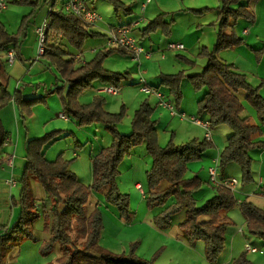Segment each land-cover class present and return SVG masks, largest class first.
Wrapping results in <instances>:
<instances>
[{"label": "trees", "instance_id": "obj_1", "mask_svg": "<svg viewBox=\"0 0 264 264\" xmlns=\"http://www.w3.org/2000/svg\"><path fill=\"white\" fill-rule=\"evenodd\" d=\"M107 1L117 19L121 17V13L130 15L131 10L121 0ZM220 1L216 42L213 49L203 47L199 53V57L206 60L202 71L192 74L185 71L170 75L162 74L159 84V88L168 92L177 107H180L184 100L185 82H189L196 92L204 90L197 101V115L208 117L210 131L222 125L231 129L227 144L218 159L221 184H212L215 195L202 205H198L196 194L202 189L204 182L198 174L187 177L189 164L201 161L214 144L205 139L177 145L171 140L162 147L156 128L157 121L152 119L155 107L148 100L141 103L136 110L129 134H123L118 130V125L125 117L124 106L119 113H110L104 109L106 98L103 96H95L89 104H81L80 96L95 83L113 85L121 89L124 82L129 80L130 74L108 70L104 62L115 53L124 56L133 54L122 48H105L98 51L92 60L77 65L74 57L58 43L50 44V38L65 39L70 46L81 50L88 39L105 36L91 29L84 30L79 18L65 13L62 8H56L57 0H46L51 9H56L50 10L49 16L53 23L46 33L42 57L55 67L62 85L53 88L42 87V94H38L37 89L30 97L24 96L23 87L16 90L13 97L3 87L0 112L13 100L24 124L27 117H32L36 106L46 105L48 97L56 94L67 117L75 120L80 127L95 124L104 126L110 133L112 142L91 157L92 183L87 186L71 170L73 160H66L62 154L54 161L46 158L48 149L72 136V132L53 131L39 138L27 139L22 175L19 179L21 193L19 199L14 201V206L19 209L18 214L11 225L0 226V264H5L4 259L9 249L20 246L25 240L36 241L34 228L40 218L44 219V231L49 235L48 241L42 244L41 253L47 256L56 246L60 249V257L56 263L49 264H154V260L148 261L139 257L138 244H132L128 252L120 254L103 249L100 246L104 230L103 215L99 205L91 202L93 193L105 192L107 202L117 207L120 218L126 222L130 221L129 196L119 190L118 178L121 174L119 167L125 157L142 144L146 146L147 153L152 159L151 167L146 173L149 193L145 194V200L150 208L154 206L163 208L161 213L154 216L152 221L154 226L161 230L169 229L173 217L184 212V220L178 226L181 238L189 244L202 241L205 245L206 259L210 264H217L226 249V234L235 226L229 212L238 208L245 220L247 232L264 242V208L247 199L239 200L236 189L225 184L233 179L228 177V170L233 165L239 168L244 185L254 181L251 152L264 151V142L257 140L262 134L261 125H264V98L260 94L264 81L259 87H252L245 75L235 71L232 65L227 64L219 56L223 51L244 45V40L238 36L235 28L240 20L249 23L255 21L252 5L259 0ZM15 3L38 7L39 2L22 0ZM2 4L4 5L3 1L0 7ZM167 16L162 14L150 21L141 31L142 35L150 36L160 31L169 37L174 20L172 16L167 21ZM31 17L32 14L24 17L15 35L10 34L0 20L1 51L13 46L15 51L19 52L20 36ZM254 54L256 62L260 63L264 55V46L254 50ZM182 59L190 65L195 64L185 57ZM243 101L254 109L261 125L253 122L250 117L243 116L245 113ZM8 138L9 132L3 126L0 117V151L7 144ZM77 144L80 143L77 141ZM4 163L5 160L0 159V168ZM31 180L37 181L43 187L44 199L38 200L33 196ZM87 205H92L89 210L86 209ZM233 264L251 262L242 254L233 261Z\"/></svg>", "mask_w": 264, "mask_h": 264}, {"label": "crops", "instance_id": "obj_2", "mask_svg": "<svg viewBox=\"0 0 264 264\" xmlns=\"http://www.w3.org/2000/svg\"><path fill=\"white\" fill-rule=\"evenodd\" d=\"M2 1L4 2V5L0 7V10L2 11H0V20L6 27L7 31L10 33L8 24L10 23V20L12 18V13L14 14L15 12L12 11V9H8L5 0H0V3ZM37 1L39 2V8L43 9L44 7L48 6L46 4V0ZM98 1L99 0H87L89 6L95 11L99 9ZM121 1L131 10L130 15L121 13V17L117 19L113 13L111 17L106 19V22H104V19L102 18V22L98 23V25L96 24L97 26L95 25L91 28V30L100 33L105 37L96 38V41H88L86 43L87 47L85 50L90 49L94 52L96 51L97 53L98 51L105 49L107 33L110 30L118 26L138 23L134 28L133 34L139 44L143 46L145 51L150 53L151 57L148 59L146 58L145 54H142L137 60L134 55L127 56L133 59V61L137 62L138 64L134 71L132 70L128 72L130 74V78L128 81L124 82V84L130 85L132 87H139L138 89L141 95L144 94L141 91L142 81H144L151 87L159 88L160 76L162 74H175L177 68L179 71L181 69L186 73L187 71H190L191 67H188V64H185L179 59L174 60L172 58V55L174 54L169 52L167 48L169 43H183L186 47V51L183 52L185 55H181L180 57L186 56L185 58H190L191 54H196L197 52L199 53L202 47H207L211 50L213 44H215L216 42L217 25L220 14L219 8L221 6L220 0ZM106 2L108 1L106 0ZM60 7L61 1L57 0L56 8ZM56 8L51 9L50 7L48 12H46V8H44L43 10L41 9V13H39L38 16L33 15L34 10H32L28 14H32V17L28 21L25 31L20 36L19 52H16L13 46L6 50H0V99L3 96V87L6 88L11 97L14 96L16 90L23 87L24 96L30 97L35 93L37 89L38 94H42V87L53 88L56 85H62L61 78L55 67L39 54V39L35 32L36 28H38L41 22H44L43 16L46 15V19L49 16L50 10H55ZM252 9L255 13V21L253 23H249L244 20H240L235 28L238 36L244 40V45L236 47L232 50L221 52L220 58L227 64L232 65L235 71L245 75L248 83L252 87L256 88L261 85L262 81H264V55L261 62L257 63L254 54V50H259L264 46V0H259L257 3L253 4ZM162 14L168 15L166 17L167 21L173 16L174 23L171 29V35L169 37H163L161 32L158 31L150 36H143L141 31L146 27V25L157 16ZM182 17L186 18V20H184ZM192 26L197 27L195 32ZM17 33L18 32L10 34L15 35ZM201 36H203L206 41ZM194 37H197V39H195ZM207 40L209 44H207ZM146 42L149 43L148 46L146 45ZM203 42L205 43L201 46ZM53 43H58V45L61 46L68 54L70 53V56L74 57L77 65H81L86 62L85 60H82L84 51H81L80 54L72 53L68 47L69 43L65 39L50 38V44ZM10 50H14L16 54V61L13 64H10L8 61L7 53ZM167 51L172 55L167 56ZM155 54H159L160 56ZM186 54L190 56H187ZM177 55L175 56L176 58ZM176 61L180 64H177ZM205 63L206 60L204 64ZM189 86L190 85L188 84V82H185L183 84L184 100L180 107L176 106L173 98L168 94L166 90L159 88L165 93L167 101H169L174 106L175 110L179 114H184L183 118H181L180 116H172L168 109L160 107L158 105V99L156 97L149 96L150 98H148V101L151 103V105L155 107V113L152 116V119L154 121H157V131L159 132L162 130L164 134L168 132V136L173 133L175 135V142L176 139L180 136L182 138V141L178 142L177 145H182L193 140L203 141L206 139V128L195 124L193 121L194 118H197V101L199 100V98H201L203 93L201 92L200 95L195 94L194 92H192L190 88L191 86ZM260 94L264 98V86L261 87ZM95 96L103 95H96L95 93ZM143 101L145 100L141 99L137 101L138 105L136 109ZM243 103H245V101H243ZM108 105L109 103L106 101L104 105V109L106 111L109 110L108 108L106 109V106ZM244 107L246 111L245 104ZM185 114H187L186 118ZM0 117L3 126L9 132L7 144L0 151V159L5 160L4 165L0 168V226H9L15 221L19 210L14 206V201L19 199L21 193L19 179L22 172L20 171V168L22 167L25 159V145L27 139L39 138L44 134L53 131H69L68 128L70 126L71 119L64 114L60 98L56 94L48 97L47 104L45 106H36L33 109L32 117H27L24 120V124L22 119L19 117V112L13 100L6 104L5 107L1 110ZM246 117H250L253 122L261 125L257 118V115L254 116L252 114H249ZM197 119L208 122L207 116H202ZM261 131V137H258L257 140L264 142V125H261ZM222 134H225V136L223 137ZM230 134L231 130L230 132H228L226 128H223L221 126L217 127L215 131H211V142L216 147V153H209L208 155H205V153L203 162H201V168L206 169L209 176V170L214 165H216V161H218L220 153L225 147L227 138ZM58 148H52L47 151L46 158L49 161L56 160L55 158L62 154L63 150H61L58 154L54 152V149ZM254 152L260 153L263 156V161L257 162L259 163L258 184L260 189H257L256 187L251 189V185L255 186V179L252 184L241 185V182L238 181V177H241L240 170L234 165L229 168L228 177L237 179L238 181V185L236 187V196L239 200L247 199L255 205L264 208V151L254 150L251 152V154H253ZM92 156L93 155L90 156V160ZM10 157H13V167H10L7 164V160ZM196 168H200V166L197 167L195 164H189L191 176H193L194 174H198L202 179L201 174L203 173V170L200 174L197 172L195 173L194 171L196 170ZM79 179L81 180V178ZM9 180H14L16 182V185H9ZM31 181L30 184L32 183ZM202 181L204 182V186L199 192H201L202 199L206 201V199L208 200L215 195V190L212 187V184L208 182L209 177L205 180L202 179ZM81 182L84 184V181L81 180ZM228 234V244L231 245V249L229 250L227 259L233 260L240 253L239 228L235 226L231 227L228 230ZM246 245H250L251 247L258 250V252L256 253L246 250L247 252L255 255L259 254V256H256L257 260H264V258H261V256L264 257V249H261L264 248V242L255 243L253 241H250V243H247Z\"/></svg>", "mask_w": 264, "mask_h": 264}, {"label": "rangeland", "instance_id": "obj_3", "mask_svg": "<svg viewBox=\"0 0 264 264\" xmlns=\"http://www.w3.org/2000/svg\"><path fill=\"white\" fill-rule=\"evenodd\" d=\"M5 1L7 3L8 9H12V11L15 12L14 14L12 13L11 15L12 18L10 20V23L8 24V29L10 33H16L19 31L22 20L32 10H34L33 12L34 16H38V14L41 13L42 8L36 7L34 5L31 6L27 4L15 3L16 1L20 2L22 0H5ZM32 1H36V0H32ZM98 2L100 4L98 3L99 9H97L96 12L99 13L101 17L104 19V22H106L107 21L106 19L113 15L114 13L113 9L109 5V3L106 2V0H99ZM44 8H46V12H48V10L50 9V7L48 6ZM45 17L46 15L43 16L44 18V19L42 18L43 21L45 20ZM183 19L186 20V18ZM102 20L99 23H101ZM42 25L43 23L41 22V24L38 27ZM192 28H194V32L197 29L196 26H192ZM162 35L163 37H166L164 34ZM201 37L204 39L203 36ZM194 38L197 39V37ZM88 41H96V38L88 39L81 50L75 49L72 46L68 45L72 53L80 54L81 51H84L82 60L83 61L85 60L86 62L92 60L96 55V51L94 52L90 49L85 50L87 47L86 43ZM204 43L205 42H203L201 46L204 45ZM207 44H209L208 40H207ZM146 45L148 46L149 43L146 42ZM185 51H186V47L185 50L182 51L169 50V52H171L174 55L170 54L168 51L166 52V54L167 56L172 55L173 56L172 58L174 60L179 59L185 64H188L185 60L182 59V57H180L181 55H185L183 53ZM199 53L197 52L196 54H191L190 58L187 57V59L189 58V60L194 61L195 63L194 65L188 64V67L191 68L190 71H187V73L192 74L194 72L202 71L204 67L203 65H205L204 64L205 60L202 57H199ZM155 55H159V54H155ZM176 55L177 58L175 57ZM104 63L106 69L119 73L130 72L132 70L134 71V69L138 64L137 62H134L133 59H131L130 57L124 56L121 53H115L109 56L108 58H106ZM177 64L180 63L177 62ZM171 71H176V70H171ZM178 71L179 70L177 68L175 74L183 70L180 69V71L179 72ZM101 86H104V84L101 83L93 84V87L91 89H88L85 93H83L80 96L79 98L80 103L89 104L90 102H92V100L95 97V93L96 95H98L97 89H99ZM138 88L139 87H132L130 85L123 84L119 95L117 96H111L107 94L103 95V97L106 98V101L109 103V105L106 106V109L107 108L109 109L108 111L112 113H119L121 111L122 106L125 107L126 110L125 117L118 126V130L123 134H129L132 130L131 122L136 110L139 108L138 107L136 109L138 105L137 101L141 99L146 101L148 100V98H150L146 94L141 95ZM190 88L192 92H194L195 94L200 95L201 92H204V90L200 92H196L192 86ZM244 104L246 106V111L243 114V116L246 117L249 114L256 116L254 109L250 107L246 102ZM196 115H197V111H196ZM186 117L187 114H185V118ZM176 118H180V117H176ZM197 118H199L198 115ZM221 127L226 128L228 132H230L231 130L226 125H222ZM68 130L72 132L73 135L64 140L57 142L55 146L53 145L50 149L59 147L58 149H54V152H56L57 154L61 150H63L62 155L64 156V158L66 160H73L70 168L78 175L79 178H81L82 181H84L85 185L89 186L92 183V168H91L90 156L96 155L103 147L109 146L112 142V137L110 133L102 125L95 124L87 127H80L73 119H71V123ZM157 133H158L159 143L162 147L166 146L171 140H173L175 144L182 141V138L179 136L175 142V135L173 133L170 134L169 136H168L169 134L168 132L164 134L162 130L159 132L157 131ZM222 135L223 137L225 136V134ZM77 141L80 144H77ZM209 153L210 154L216 153V147L214 146L212 149L208 150L205 155H208ZM251 157L253 159L252 169H253V177L255 179V183H254L255 186L251 185V189L255 187L257 189H260L258 184L259 163L257 162L263 161L262 160L263 156L260 153L254 152L253 154H251ZM201 162H203V159L198 162L190 163V165L195 164L197 167L200 166V168H196L194 172L200 174L203 170V173L201 174L202 179L205 180L209 177V181H210V176L208 175L207 170L201 168L202 166ZM151 164H152V159L147 153L146 146L142 144L140 146L135 147L131 151V153L125 157L124 161L121 163L119 167L121 173L118 178L119 190L121 191V193L127 194L130 200L131 219L129 222H126L123 219H121L117 207L107 202L105 197V192L92 194L91 202L93 204L99 205L103 215L104 230L101 236L100 246L106 251L120 254V253L128 252L132 244H138L137 254L139 255V257L148 261L154 260V264H210L206 259L205 245L202 241H199L195 244H189L185 240H183L181 236H179L181 235V233L179 231L178 225L184 219V212H181L180 214L173 217L171 227L169 229L161 230L157 226H154V224L152 223L154 215L156 216L159 213H161L163 211V208L158 206H154L150 208L147 206L145 200V194L149 193L146 173L150 169ZM22 168L23 165L20 168L21 172H22ZM188 172L189 173L187 174V177H191L190 170ZM238 181L241 182V185L243 184L241 177H238ZM31 182H32L31 188H32L33 196L38 200L44 199L45 191L43 187L40 185V183H38L35 180H32ZM137 185H141L142 190L139 189ZM196 199L198 201V205H202L205 201L201 197V192H198L196 194ZM171 203L172 201L169 202V204ZM91 206L92 205H87L86 209L89 210ZM229 217L233 221L235 227L239 228L240 253L233 260L227 259L229 250L231 249V245L228 244L229 234L227 232L226 249L219 257L217 264H233V261L242 254H245L247 256V259L251 262V264H264V260H257L256 256H259V254L255 255L250 253L251 251L250 252L246 251V244L250 243V241L251 242L253 241L255 243L263 242V241L256 237L251 236L247 232L245 226V220L242 217L238 208L231 210L229 212ZM43 224H44L43 218H40L35 223L34 234L36 236L35 237L36 241L26 240L20 246L18 245L7 251L6 257L4 259L5 264L56 263V260L58 259V257H60L59 246H56L54 251L47 256L41 253L43 242H46L49 239V235L44 231ZM261 258L263 259L264 257L261 256Z\"/></svg>", "mask_w": 264, "mask_h": 264}, {"label": "built area", "instance_id": "obj_4", "mask_svg": "<svg viewBox=\"0 0 264 264\" xmlns=\"http://www.w3.org/2000/svg\"><path fill=\"white\" fill-rule=\"evenodd\" d=\"M61 1L62 10L67 13L74 15L75 17L79 18L82 23V27L84 30H90L96 24H98L102 17L99 13L93 10L87 0H59ZM3 6V4H2ZM50 14V13H49ZM53 23V19L48 16L43 25L36 28V35L39 39V54L42 56L45 51V40H46V33L49 31L51 25ZM138 23H135L131 26H124L118 27L115 29L110 30L107 33L105 48L106 49H119L122 48L129 53L133 54L134 57L138 60L142 54H145L146 58H150V53L146 52L145 49L139 42L137 41L136 37L134 36V28ZM168 50L170 51H182L185 50V47L181 43H169L167 46ZM8 61L10 64H13L16 61V54L14 50H10L7 53ZM141 91L148 95L154 96L158 99V105L160 107L166 108L170 111L172 116H180L181 118L184 117V114H179L174 106L167 101L165 93L159 89L154 88L147 85L144 81H142ZM98 95H111L117 96L120 93V89L113 86V85H104L97 89ZM194 123L206 128V140L211 141V132H210V125L209 122H204L201 119L194 118ZM7 164L10 167H13V157L8 158ZM210 173V184L219 185L221 184L219 179V170H218V161H216V165L209 170ZM9 185L14 186L16 182L14 180H9ZM225 184L229 185L233 189H236L238 181L236 179H231L230 181L225 182ZM139 189L142 190L141 186H138ZM246 250L251 252H258L256 248L251 247L250 245H246Z\"/></svg>", "mask_w": 264, "mask_h": 264}]
</instances>
